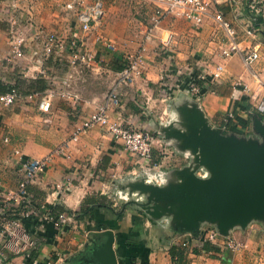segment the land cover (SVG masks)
Masks as SVG:
<instances>
[{
    "label": "crops",
    "instance_id": "obj_1",
    "mask_svg": "<svg viewBox=\"0 0 264 264\" xmlns=\"http://www.w3.org/2000/svg\"><path fill=\"white\" fill-rule=\"evenodd\" d=\"M73 1L103 4L100 27L84 38L95 48L97 62L75 71L66 52H56L46 61L38 62L39 55L35 51L42 50L46 35L55 33L64 44L77 30L75 15L64 9ZM14 2L26 11L22 28L26 38L23 57L12 56L7 31V19ZM230 4L228 0H217V9L237 28L241 50H258L259 58L252 66H245L240 55L221 57L227 39L224 30L212 19L193 25L181 17L168 16L152 39L145 42L142 76L120 86L123 106L110 109V117L151 130L165 144L162 152L153 151L149 161L125 150L100 126L88 129L78 139H73V133L85 117L105 102L107 94L117 84L120 71L129 63L130 55L140 51L154 6L146 0L0 2V94L11 90L19 94L15 104L1 109L0 202L19 191L23 175L18 170L20 155L15 154L16 150L24 157L47 161L44 171L28 184L24 203V207L34 208L39 213L33 215L34 221H26L24 225L36 241V246L29 250V258L35 253L32 264L43 263L45 259L57 262V255L66 256L61 264H99L92 258L91 250L106 241L109 230L114 232L118 264H173L171 247L178 242L194 243L192 238L197 236L196 232L177 228L175 221L168 217L151 219L140 211L142 200L139 197L124 201L116 193L128 188L139 190L141 194L153 192L152 188L156 187L143 184L144 169L168 173L170 180L165 190L186 185L187 174L206 180L202 177L207 170L210 172L207 179L211 178V170L202 164L205 146L191 142L198 141L207 129L238 140L264 143V135L255 125L256 118L264 124V114L261 118H249V110H254V104L264 95V17L257 27L258 36L249 37L245 32L251 15L248 5L235 8L236 16L228 14L226 8ZM97 36L114 43L116 53H111ZM217 63L225 67L223 76L207 91L192 94L189 85L194 69H213ZM121 65H124L122 69L114 68ZM54 77L58 89L51 91L50 81ZM70 77L67 88L64 83ZM61 87L72 96L63 97ZM49 92H54L51 107L44 112L39 103ZM235 108L233 124L226 128L229 120L226 116ZM172 111L179 113V120L168 124ZM165 124L168 126L164 127ZM185 127L187 133L182 131ZM240 128L244 133L238 132ZM185 149H191L195 159H186L182 154ZM133 171L140 176L131 184L129 182L135 179L130 175ZM67 177H71L76 189L58 191L56 185L64 183ZM175 178L182 179L183 184H175ZM82 183H87L88 187L83 189ZM86 199L104 201L114 209L95 210L93 219L102 227H90L89 221L80 222L75 218L74 213ZM60 213L73 215L74 222L58 228L50 217ZM205 224L201 222L198 230ZM171 227L176 231L171 232ZM52 234L54 238L49 239ZM235 237L242 242L238 250L230 251L220 245L217 252H190L187 264H264V218L252 219L247 229L236 231ZM29 258L12 253L0 243V264H29Z\"/></svg>",
    "mask_w": 264,
    "mask_h": 264
},
{
    "label": "built area",
    "instance_id": "obj_2",
    "mask_svg": "<svg viewBox=\"0 0 264 264\" xmlns=\"http://www.w3.org/2000/svg\"><path fill=\"white\" fill-rule=\"evenodd\" d=\"M5 0H0L3 2ZM154 6V11L150 19V25L144 36V43L140 51L135 55H130L128 65L120 71L117 84L109 91L106 100L99 105L92 113L83 119L81 124L77 126L73 133V139H78L81 134L94 126L104 128L116 142L123 145L124 149L133 155L142 159L152 160L153 151L162 152L165 149L164 142L148 129H140L122 118L113 120L110 117V109H121L123 99L121 98L120 86L131 84L136 78L141 77L144 73L145 64V42H149L155 31L161 26V23L168 16H178L193 25H202L208 19H212L225 32L227 39L226 45L221 49V57L223 59L232 55H240L245 66L250 67L259 58L258 50L243 52L240 48L239 32L231 22L227 20L223 13L217 9V0H146ZM11 14L8 15V36L12 46V56L23 57L25 55L26 38L23 36V23L26 20V11L20 9L17 2L12 5ZM251 15L250 20L246 23L245 32L249 37L256 38L261 23L258 18L264 17V0H254L248 5ZM64 9L73 13L77 20V30L72 34L66 43L63 44L61 39L55 34L46 35L41 51L36 50L39 55L38 62L42 63L49 59L52 54L63 53L70 54L69 63L73 70H78L82 66H91L97 62L95 48L85 41V36L91 35L100 27L101 20L104 17L103 4L100 1L93 3H85L83 1H73L67 3ZM40 32H37L39 36ZM171 39V36L169 37ZM97 40L103 42V45L110 51H116V45L106 41L102 37L97 36ZM168 41L166 42V44ZM225 71V67L221 63H217L213 69L200 70L196 77L191 78L189 91L194 95L201 94V86L197 80L203 81L205 84L212 85L218 81ZM72 77L66 79L67 88ZM51 91L58 89L56 86V78L51 79ZM63 97L72 96L70 91L59 88ZM245 86L244 90H247ZM54 92L45 95L40 103L39 108L48 112L51 107V99ZM19 94L16 90L0 94V115L3 106H10L17 102ZM254 110L259 114H264V95H262L254 104ZM234 117V113L228 114L227 119ZM8 141V139H5ZM15 154L20 155L18 162V170L21 171L23 177L19 183V191L11 196L4 197L0 202V243H3L7 249L14 254H23L29 258V250L36 246L35 238L28 232L24 226L23 219L38 215L37 210L31 207H24L27 196V186L35 181L44 171L47 161L46 159H35L24 157L19 150ZM156 166V164L154 165ZM71 177H67L62 184L56 185L59 191L70 192L76 189ZM81 187L86 189L87 183H82ZM55 225L63 229L66 224L74 222V217L67 213H60L55 217H50ZM218 235L216 231H211L210 238L213 240ZM242 245L236 241H229L226 244L230 251L238 250ZM66 256L57 255V262L51 259H45V264H61L65 262Z\"/></svg>",
    "mask_w": 264,
    "mask_h": 264
},
{
    "label": "water",
    "instance_id": "obj_3",
    "mask_svg": "<svg viewBox=\"0 0 264 264\" xmlns=\"http://www.w3.org/2000/svg\"><path fill=\"white\" fill-rule=\"evenodd\" d=\"M261 20L258 18V23ZM255 125L264 135L263 122L256 118ZM197 140L191 142L205 146L202 164L211 170L212 177L198 180L187 174L184 186L152 188L153 192L139 203L140 211L154 220L171 218L177 228L196 234L201 222L219 219L221 224L232 223L234 215H241L242 211L246 222L264 218V143L238 140L210 129ZM191 214L195 229L187 221ZM184 223L187 228H182ZM114 241V232L107 231L106 241L91 250L92 258L99 264H118Z\"/></svg>",
    "mask_w": 264,
    "mask_h": 264
},
{
    "label": "trees",
    "instance_id": "obj_4",
    "mask_svg": "<svg viewBox=\"0 0 264 264\" xmlns=\"http://www.w3.org/2000/svg\"><path fill=\"white\" fill-rule=\"evenodd\" d=\"M126 66V65H125ZM124 67V65H121L119 67L114 66V68L116 69H122ZM124 69V68H123ZM200 72L199 69H194L193 73H192V77H196V75ZM198 84L201 86V91H207V89H209L210 84H205L203 81L201 80H197ZM252 109V108H251ZM249 110V118H252V116H258V117H262V114L257 113L255 110ZM234 115H236L237 113V109L235 108L233 111ZM231 124H233L232 119H229L228 122L226 123V128H230ZM101 210L102 208H107L109 210H114L111 205L107 204L104 201H93L92 199H86L85 202L83 203V205L81 206V208L79 209L78 212L74 213L75 218L78 221H89V226L90 227H102L101 224L96 223L93 219L94 217V213L96 209ZM33 216L27 217L23 219V223L24 225L27 222H32L34 221ZM29 231V230H28ZM48 236V235H47ZM54 234H52L51 236H48L49 239L54 238ZM202 243L200 245H196L195 243H191L190 241H185V242H178L176 244H174L171 249H170V254H171V259H172V263L173 264H187L188 262V254L190 252L195 253V254H200L202 252L204 253H209L211 251H216L219 250L220 248L216 245H212L209 241H201ZM34 255L35 253L33 252L31 255V258L28 259V263L32 264L34 262ZM39 264H45V260L43 263H39Z\"/></svg>",
    "mask_w": 264,
    "mask_h": 264
},
{
    "label": "rangeland",
    "instance_id": "obj_5",
    "mask_svg": "<svg viewBox=\"0 0 264 264\" xmlns=\"http://www.w3.org/2000/svg\"><path fill=\"white\" fill-rule=\"evenodd\" d=\"M228 1H231L230 6L228 8H226L228 14L233 15L235 13V15L237 16V12L234 11L235 8L236 9L240 8V7L243 8L246 5H249L250 2H253L254 0H228ZM228 17L231 18L230 15ZM110 52L111 53H116L114 51H110ZM215 54L216 53H214V55ZM226 117H228V115ZM234 118H235V115L231 119H234ZM223 131L225 132L226 129L224 128ZM238 132L239 133H241V132L244 133L241 128L238 130ZM223 135H224V133H223ZM240 214L241 215H238V214L234 215V218H232V219L235 222H232V223H227L226 224L224 222V223L221 224L219 219H216V220H213V221H210V222L209 221L206 222L205 227H203V229H201V230H199L197 232V234H196L197 236H194L192 238V239H194V243L196 245H200L202 243L201 241H209L212 245H216L218 247H221L220 245H224V247H226V244L229 241H236V242H238V243H240L242 245V242L241 241L239 242L237 240V238L235 237V233L238 230L242 231V230L247 229V226L250 223V221L246 222V218H245V215H244L245 212L244 211H242ZM187 221L190 222L189 224L192 225L191 226L192 229L196 228V226H195V217H194L193 214L188 216ZM224 221L228 222V219H224ZM182 228H187V224L184 223ZM174 229H176V228L171 227L170 231L171 232H175L176 230H174ZM212 230L216 231L218 233V235L213 240L210 238V233H211ZM242 233H244V232H242Z\"/></svg>",
    "mask_w": 264,
    "mask_h": 264
},
{
    "label": "clouds",
    "instance_id": "obj_6",
    "mask_svg": "<svg viewBox=\"0 0 264 264\" xmlns=\"http://www.w3.org/2000/svg\"><path fill=\"white\" fill-rule=\"evenodd\" d=\"M179 120V113L176 111H172L170 113V118L168 121V124H172L174 122H177ZM168 124H165L164 127H167ZM183 132L187 133V128L185 127L184 129H182ZM184 155V157L186 159L188 158H192L195 159V157L193 156V152L191 149H185L182 153ZM131 176L135 177V179L131 180L129 183L134 184L136 183V180L139 179L140 174L137 173L136 171H133L132 173H130ZM143 175L145 177V179L143 180V184L146 186H154L158 189H166L169 185V174L161 171L159 169L153 171V170H149V169H144L143 170ZM210 175V172L205 170L203 172V177L202 179H207L208 176ZM124 182V181H122ZM183 180L179 179V178H175V184L177 185H181L183 184ZM116 195L123 199L124 201H128L130 198H135V197H139L141 200H143L145 198V194H141V192L139 190H133L132 188H128L126 191H118L116 193Z\"/></svg>",
    "mask_w": 264,
    "mask_h": 264
}]
</instances>
